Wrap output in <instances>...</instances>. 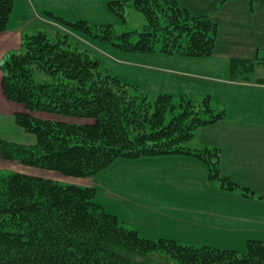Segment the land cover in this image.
Returning <instances> with one entry per match:
<instances>
[{
    "label": "trees",
    "instance_id": "1",
    "mask_svg": "<svg viewBox=\"0 0 264 264\" xmlns=\"http://www.w3.org/2000/svg\"><path fill=\"white\" fill-rule=\"evenodd\" d=\"M180 1L108 2V9L121 19L127 2L142 13L146 24L135 42L133 32L117 35L112 24L47 16L123 53L211 57L217 24L208 15L190 14ZM248 1L264 6V0ZM13 4L0 0V35L7 31ZM66 37L51 41L44 31L22 35L18 52L3 60V95L20 107L13 122L34 138L32 144L0 139L4 160L65 177L91 178L119 159L188 154L206 164L210 181H221L223 188L236 186L221 176L217 149L187 147L199 128L223 119L224 110H216L208 96L162 94L150 100L103 70L97 57L68 48ZM96 191L1 172L0 264H152L153 254L178 264H220L227 258L230 264H264V240L248 241L241 253L143 238L96 203ZM120 249L135 253V259Z\"/></svg>",
    "mask_w": 264,
    "mask_h": 264
},
{
    "label": "crops",
    "instance_id": "2",
    "mask_svg": "<svg viewBox=\"0 0 264 264\" xmlns=\"http://www.w3.org/2000/svg\"><path fill=\"white\" fill-rule=\"evenodd\" d=\"M15 1H13V12L7 31L0 35V66L8 54L20 48L22 35L29 28L25 25L27 23L25 19L30 17L32 10L38 11L39 14L51 12L69 21H72L71 19L83 20L74 18V16L69 18L63 12L41 6L37 7V10L28 7V11L24 9L21 11L23 14L19 15L17 11L19 7ZM184 8L189 11L187 7ZM138 54L142 57H137V60L132 62L137 68L131 78L119 73L114 74L123 83L137 88L139 93L147 97L163 94L174 98L187 96L199 99L208 96L213 106L217 107L216 109L224 110L223 119L199 128L201 133L194 136L189 146L191 148L203 146L216 148L219 151L220 174L235 183V190L224 191L219 184L211 183L203 161L197 157L182 155L144 156L135 160L119 159L112 164L126 167L138 163L137 166L142 165L139 167L142 175H150L151 171L155 175L154 169L143 166L144 162H150L149 160H161L163 163L176 162L175 169L169 170L165 165L163 174L171 176L178 170V167H181L189 173H180L187 179L190 176L200 178L198 182L200 185L180 188L181 201L179 202L158 204L156 199L158 193L155 188H152L151 195L145 193L146 197L152 199V202L146 201V203H151V206L144 207L123 199L117 188L113 189L107 182H99L105 172H107L105 175L108 174L110 167L100 172L102 174L100 176L72 178L74 180L72 182L79 186L100 188L103 191L104 201L117 203L114 200L117 199L125 203L126 205L114 203L118 211L117 214L113 212L111 214L123 219L125 224L129 223L127 218L130 219L132 225L140 227L138 231L143 238L197 243L196 245H209L237 252H239L238 249L229 243L240 245L250 240H263L255 236L264 233L261 223L256 220L264 218L256 212L264 209V58L250 59L228 54L219 55L216 48L213 55L208 58L160 53ZM1 80L2 71L0 69V121L3 117L13 121V115L20 110V107L3 95ZM19 164L4 160L0 156V172L23 174L32 172L33 174L27 175L35 176L39 174V170L42 171ZM174 176L178 175L175 173ZM189 188L193 189L191 194L196 195V197L191 196L192 201H196L195 203L185 199L183 191ZM220 197H227L231 201L227 206H229L228 209L234 207V210L226 211L233 213L234 216V211L237 209L236 201L243 200L247 214L241 216L242 214L238 212L239 215L235 216L237 218L222 214ZM99 204L104 206V204ZM120 207H124V211L120 210ZM143 209L153 213L164 209L168 211V214L164 215L168 220L155 222L138 219L136 216L139 212H146ZM173 212L178 213L173 214ZM205 243H222V245L214 246Z\"/></svg>",
    "mask_w": 264,
    "mask_h": 264
},
{
    "label": "rangeland",
    "instance_id": "3",
    "mask_svg": "<svg viewBox=\"0 0 264 264\" xmlns=\"http://www.w3.org/2000/svg\"><path fill=\"white\" fill-rule=\"evenodd\" d=\"M14 1V0H13ZM112 0H16V5L20 8L17 9L19 15L23 14L21 11L24 9H36L37 7H46L51 10H58L57 12H63L64 15L73 18H82L83 20H73L69 21L67 19H62L75 22V21H86L91 25H100V24H112L113 29L117 35H121L122 33L126 32H133L131 37V41L135 42L138 39V33L143 30V26L146 24L145 19L139 11H137L131 2L124 3V10L123 16L124 19L118 18L115 16L107 7L108 2ZM121 1V0H119ZM180 6L187 7L190 11V14L194 16L198 15H208L210 19L217 24V35L215 39V48L218 51L219 55H235L240 58H264V6L262 5H253L249 3L248 0H231L222 2V0H181L179 2ZM48 10V9H46ZM28 11V10H27ZM38 11H31L30 17L28 16L25 21V25H28L29 28L25 31L27 35H33L37 31H44L48 39L51 41H60L63 35H67L64 39L65 44L69 45L68 48H71L75 51H86L91 57H97L100 63V66L103 70L108 71L110 74L114 75L119 73L120 75L123 74L128 76L129 78L132 77L134 71L137 67H135L132 62L137 60L139 56L138 53H123L117 50L114 47L109 45L99 44L96 41L88 38L79 30H75L69 26L61 24L51 17L47 16V13L51 12H41L40 14ZM56 13V12H55ZM33 14V15H32ZM53 14V13H51ZM57 17H60L56 14H53ZM26 18V17H25ZM61 18V17H60ZM59 37L61 39H59ZM159 45L157 44V47ZM19 50V49H18ZM16 51V53L18 52ZM141 55V54H140ZM129 62V64H127ZM3 64V62H2ZM263 73V71L261 72ZM128 82V81H124ZM156 97V96H155ZM155 97L149 96L150 100H153ZM215 107V106H214ZM217 108V107H215ZM8 110V109H6ZM218 110V109H216ZM221 110V109H220ZM200 129H198L195 135L200 134ZM0 139L7 140L9 142H16L22 144H32L34 142V138L32 135L23 132L21 129L17 128L13 121H10L9 118L3 117L0 121ZM195 141V140H194ZM197 142V140H196ZM198 145H202L198 143ZM188 149L192 151H205V149H216L210 146H203V147H196L191 148L189 143L187 144ZM209 152V150H207ZM176 155V154H173ZM211 158L212 155L209 152L207 154ZM219 155V151H218ZM182 156H190L196 157L188 154H183ZM198 158V157H197ZM155 159V158H149ZM200 159V158H198ZM214 159V158H213ZM201 160V159H200ZM150 162H144L143 166L151 170H155V175H142L139 171V167L136 163L134 166H119V165H110V169L108 170V174L103 175L98 173L97 175H102L101 180L99 182H107L110 187L113 189H118L120 194L122 195L123 199L129 202H135L137 205L141 206H151L152 199L146 197L145 193H150L153 191L152 188H155L158 195H157V203H173L181 201V197L179 194L180 188H188L200 185L199 179L193 176L190 178H186L181 172H187L181 167H178V170H174V174L164 175V166L167 165V168L175 169L177 163H163L161 160H149ZM15 162V161H14ZM20 165V164H19ZM207 167V166H206ZM13 168V167H11ZM208 171V167H207ZM9 172V171H6ZM1 173V172H0ZM32 172H26V174H30ZM35 176H40L42 178L51 179L57 181L60 184H74L72 178L65 177L61 174L56 172H49L47 170H42L38 172ZM176 175L178 176H174ZM188 173V172H187ZM33 174V173H32ZM189 174V173H188ZM208 180L209 179V171ZM213 183V181H211ZM214 183L217 185L219 184L224 191H233L235 187L230 189L228 187L223 188L221 186V181L215 180ZM96 195L94 201L96 203L104 204L105 210L109 211L110 213H116L118 211V207L114 206L113 201H104L105 198L103 196V191L100 188L96 189ZM193 189H185L183 192L185 194V199L192 201V197H196V195L191 194ZM235 193V192H234ZM233 195V194H232ZM239 197V196H238ZM184 199V197H183ZM117 203L126 205L114 199ZM169 201V202H168ZM188 201V202H189ZM107 202V203H106ZM200 202V201H198ZM115 203V204H117ZM230 204L231 201L227 197H220V207L222 214L227 215L228 217H235L238 216V212L242 214L241 216L247 214L246 206L244 205L243 200H237L236 206L237 209L234 211L235 216L231 212H227L230 210H234V207L229 208L227 204ZM120 210L124 211V207H120ZM144 210V209H143ZM227 210V211H226ZM144 211L146 212H139L137 214L138 219H148L150 221H167L168 219L165 218V214H168V211L157 210L156 213L150 212L147 209ZM252 212V211H251ZM261 217H264V209L256 211ZM178 213V212H173ZM179 213H181L179 211ZM253 213V212H252ZM119 215L122 213L118 212ZM178 215V214H177ZM126 218V216H124ZM202 218V217H201ZM237 218V217H235ZM232 220L234 218H231ZM256 219L258 220L264 228V218ZM121 221L123 219H120ZM128 224H125L127 228L136 230L140 235L138 229L140 227L136 225H132L130 222L131 220L127 218ZM255 220V218H254ZM123 222V221H122ZM257 226V225H256ZM255 226V227H256ZM142 237V235H140ZM257 238H261L264 240V233L255 236ZM151 239V238H148ZM252 241H262V240H252ZM248 242V241H247ZM246 243H241L240 245H235L234 243H229L231 246H235L239 252H244L247 246ZM185 247H209L215 248L209 245H196L197 243H188V242H181L179 243ZM205 244H213L214 246H221L222 243H205ZM219 249V248H217ZM121 252L127 254L130 258L135 259V253H129L120 249ZM228 250V249H227ZM154 255V254H153ZM149 257V260L152 264H178L174 261L170 262L160 256H153ZM153 256V257H152ZM231 259H225L224 263L220 264H230Z\"/></svg>",
    "mask_w": 264,
    "mask_h": 264
}]
</instances>
